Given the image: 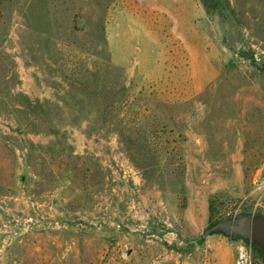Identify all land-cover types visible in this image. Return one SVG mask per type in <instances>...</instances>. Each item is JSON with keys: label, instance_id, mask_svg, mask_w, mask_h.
<instances>
[{"label": "rangeland", "instance_id": "obj_1", "mask_svg": "<svg viewBox=\"0 0 264 264\" xmlns=\"http://www.w3.org/2000/svg\"><path fill=\"white\" fill-rule=\"evenodd\" d=\"M0 0V264H235L264 215V0Z\"/></svg>", "mask_w": 264, "mask_h": 264}, {"label": "water", "instance_id": "obj_2", "mask_svg": "<svg viewBox=\"0 0 264 264\" xmlns=\"http://www.w3.org/2000/svg\"><path fill=\"white\" fill-rule=\"evenodd\" d=\"M218 231L238 237L264 252V215L238 214L233 219L214 224L204 232V236Z\"/></svg>", "mask_w": 264, "mask_h": 264}, {"label": "trees", "instance_id": "obj_3", "mask_svg": "<svg viewBox=\"0 0 264 264\" xmlns=\"http://www.w3.org/2000/svg\"><path fill=\"white\" fill-rule=\"evenodd\" d=\"M199 1H200L201 5L203 6V8L205 9L207 14H210L213 11H215V8H216L215 0H199ZM218 232H220V231H218ZM253 247H254V249H257V250L261 251V253L263 254V262H264V252H263V250L261 248L257 247V246H253Z\"/></svg>", "mask_w": 264, "mask_h": 264}, {"label": "built area", "instance_id": "obj_4", "mask_svg": "<svg viewBox=\"0 0 264 264\" xmlns=\"http://www.w3.org/2000/svg\"><path fill=\"white\" fill-rule=\"evenodd\" d=\"M245 246L239 247L235 264H251L249 254Z\"/></svg>", "mask_w": 264, "mask_h": 264}, {"label": "flooded vegetation", "instance_id": "obj_5", "mask_svg": "<svg viewBox=\"0 0 264 264\" xmlns=\"http://www.w3.org/2000/svg\"><path fill=\"white\" fill-rule=\"evenodd\" d=\"M253 246V245H252Z\"/></svg>", "mask_w": 264, "mask_h": 264}]
</instances>
